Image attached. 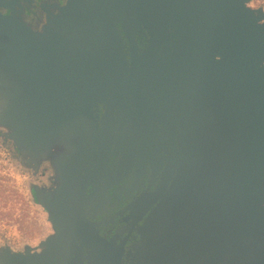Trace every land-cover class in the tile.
<instances>
[{
	"label": "flooded vegetation",
	"instance_id": "1",
	"mask_svg": "<svg viewBox=\"0 0 264 264\" xmlns=\"http://www.w3.org/2000/svg\"><path fill=\"white\" fill-rule=\"evenodd\" d=\"M84 6L79 0H0V49L14 58L26 37L47 45L62 37L72 42L77 82L88 93L86 103L77 99L78 113L109 135L91 147L76 135L69 145L57 141L39 148L18 145L10 138L13 130L0 125L6 129L0 135L33 179L32 197L50 226L38 249L0 252V264H23L22 256L35 254L51 256L52 262L43 264H99L95 233L119 264L247 261L249 253L238 256L242 246L236 233L217 239L228 218L213 214L211 203L202 200L197 182L202 178L187 174V151L203 148L195 136L214 115L203 82L187 60L174 58L175 38L186 34L172 20L168 39L152 60L145 54L153 42L155 17L144 22L142 16H129L125 25L121 15H102L104 41L74 40L87 29ZM118 49H123L125 67L115 63ZM143 61L150 62L137 72ZM205 77L221 92L213 75L206 72ZM243 244L246 252L253 250L249 241ZM56 250L65 252L59 263L51 255Z\"/></svg>",
	"mask_w": 264,
	"mask_h": 264
},
{
	"label": "water",
	"instance_id": "2",
	"mask_svg": "<svg viewBox=\"0 0 264 264\" xmlns=\"http://www.w3.org/2000/svg\"><path fill=\"white\" fill-rule=\"evenodd\" d=\"M79 1L85 3L89 17L85 33L74 40L87 36L104 41L98 20L102 15H121L125 25L129 16H142L144 22L155 17L153 42L145 54L152 60L167 41L172 20L173 27L186 34L175 38L174 58L187 60L196 80L203 82L214 115L207 119L209 128L195 136L203 148L187 151V174L202 178L197 181L202 200L211 203L213 214L228 218L217 239L224 241L236 233L242 246L238 256L249 253V259L239 264H264V10L250 8L252 0ZM23 43L14 58L0 49V125L13 130L10 138L18 145L39 148L57 141L69 145L76 135L88 147L98 140L105 143L108 129L99 133L91 117L78 113L82 108L77 99L86 103L88 93L77 82L73 43L63 37L55 45L37 37H26ZM115 56L117 67H125L123 49ZM149 62L138 63L137 72ZM206 72L221 85V92L207 82ZM211 194L215 198H209ZM51 220L57 228L53 214ZM93 238L101 249L99 264H119L106 253L110 246L96 233ZM244 241L253 250L246 252ZM64 254L51 252L56 263ZM51 260L38 254L20 259L23 264Z\"/></svg>",
	"mask_w": 264,
	"mask_h": 264
},
{
	"label": "rangeland",
	"instance_id": "3",
	"mask_svg": "<svg viewBox=\"0 0 264 264\" xmlns=\"http://www.w3.org/2000/svg\"><path fill=\"white\" fill-rule=\"evenodd\" d=\"M250 8L263 9L264 0H252ZM0 127V133L6 132ZM0 135V252L38 249L50 230L45 210L35 203L28 169Z\"/></svg>",
	"mask_w": 264,
	"mask_h": 264
}]
</instances>
